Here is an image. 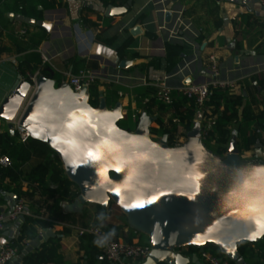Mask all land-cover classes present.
Segmentation results:
<instances>
[{
  "label": "water",
  "instance_id": "obj_1",
  "mask_svg": "<svg viewBox=\"0 0 264 264\" xmlns=\"http://www.w3.org/2000/svg\"><path fill=\"white\" fill-rule=\"evenodd\" d=\"M131 4L132 0L124 6L111 4L106 16L126 13ZM8 16L48 32L53 29V24L43 19L13 12ZM171 19L168 11L165 20ZM140 31L137 26L132 32ZM132 63L122 60L118 67L128 68ZM32 88L31 81L19 74L0 102V117L14 134L12 120L24 107L21 124L32 138L56 152L66 175L79 187L75 201L63 204L68 211L80 212L87 203L103 207L116 203L130 226L150 238L152 250L141 264H205L197 253L188 256L179 248L209 242L236 264L246 263L238 243L264 235V160L242 158L235 136L224 156L213 153L203 142L200 112L186 141L171 146L168 133L157 140L151 137L157 116L145 110L134 130L122 128V102L110 107L103 91L95 107L89 102L88 86L75 91L68 81L58 84L56 79L39 74ZM19 220L25 221L26 215ZM50 235L55 236L52 228H44L9 264H22Z\"/></svg>",
  "mask_w": 264,
  "mask_h": 264
},
{
  "label": "crops",
  "instance_id": "obj_2",
  "mask_svg": "<svg viewBox=\"0 0 264 264\" xmlns=\"http://www.w3.org/2000/svg\"><path fill=\"white\" fill-rule=\"evenodd\" d=\"M46 1L53 3L54 6L43 9L39 4L38 9L43 11L39 19L52 23L53 29L51 32L47 31V38L37 49L40 53L48 54L50 60L46 64L64 76L63 81L67 79V73H75L81 68H91L100 72L101 76L97 80L100 82V90L108 95L110 107L118 101L122 102L124 117L131 113L132 118L136 119L143 110L139 105L141 98L134 92V88L142 86V80L148 76L150 69L159 74L171 75L168 83L176 87L183 78V75L177 74L178 66L184 59L194 58L195 54H198L199 58L185 75L198 82L209 80L211 74L208 65L211 63L210 56L213 55L220 67L221 77L237 81L235 94H242L247 106L255 114L264 111V6L259 2L255 3L252 0L244 4L227 0L170 1L171 8L184 9L186 20L192 24L193 31L196 32V36L187 34L189 42L180 43L168 41L166 33L159 31L158 26L163 21V16L152 0H132L126 13L112 17L106 16L107 7L111 4L124 6L128 0ZM10 3L12 4L13 0H10ZM31 10L34 15H38L37 11ZM9 12L22 14L8 11L5 17L0 18L1 39L8 46H11L10 37L17 29L27 27L28 33L24 37H27L26 39H29L31 34L40 32L37 26L29 27L28 24L11 20ZM28 17L39 20L34 16ZM137 26L141 31L134 34L132 31ZM77 30L80 35L89 30L95 32V37L85 54L78 50L75 36ZM168 44H179L184 47L183 59L173 70H169L165 60ZM24 54L11 51L0 57V102L7 96L19 74L25 77L18 68V61ZM74 57L82 60L76 70L71 61ZM156 59H159L157 65L152 63ZM122 60H132L133 63L128 68H119L118 64ZM119 74L124 77L121 83H115L119 86L117 98L114 88L110 89L111 85H108L112 83L108 78L113 79L114 75ZM150 82L154 84L149 85L155 86V81ZM120 92L124 95L121 96ZM143 102L145 103V100ZM151 115H160L168 122L172 116V109L161 111L155 106ZM5 127H8L7 121L0 117V129L4 130ZM181 129L182 126H179V131H182ZM249 134L257 135L258 139L249 149L241 146V157L264 160V127L259 126L256 121L252 124ZM36 162L38 158H33L23 166V169L29 170ZM5 182L9 180L6 179ZM22 186L24 191L33 190V186L27 181H24ZM14 187L15 184H12L10 189L0 192V212L8 213L15 201L22 198L26 203V217L37 216L35 211L39 209L45 197L39 191L33 197L27 195L20 197L13 190ZM72 189L76 191L78 188L73 185ZM53 200L51 198L49 202ZM40 213L41 218L51 220L45 208H42ZM50 222L52 223L50 226H38V230L41 232L44 228H52L55 236H48L40 246L54 238L59 239L61 257L57 261L58 264H113L104 256L101 244L92 235L80 236L78 227L112 226L109 237L111 239L127 242L143 239V234L130 226L121 208L114 202H110L107 207L87 203L82 211L74 213L63 211L62 219ZM23 224L24 221L19 219L8 220L1 234V243L15 246ZM28 243L29 240L25 247Z\"/></svg>",
  "mask_w": 264,
  "mask_h": 264
},
{
  "label": "trees",
  "instance_id": "obj_3",
  "mask_svg": "<svg viewBox=\"0 0 264 264\" xmlns=\"http://www.w3.org/2000/svg\"><path fill=\"white\" fill-rule=\"evenodd\" d=\"M39 4L43 6V9L54 6L53 3H48L46 0H13L12 4L10 0H0V18L2 16L5 17L8 11H14L22 13L25 16H34L39 19L43 12L38 9ZM31 9L37 11L38 15H34ZM27 26L31 27L30 25ZM37 28L40 29V32L31 34L29 39H26L27 37L20 38L14 32L10 37L11 46L3 42L0 33V57L4 53L11 51L25 53L18 61V68L22 74L25 75L26 79L31 81L30 75L39 72V74H44L47 77L56 79L58 84H60L65 77L53 71L48 64L42 63V54L37 49L42 41L47 38L48 33L40 26H37ZM183 48L184 47L179 44H168V52L165 60L169 70H173L183 59ZM71 61L74 64V70L82 63V60L78 57L71 58ZM158 62L159 59H156V61L152 63L157 65L159 64ZM99 85L100 82L96 81L90 87L91 96L89 102L95 107L99 105L100 93L102 91ZM108 85H111L110 89L114 88V93L116 97L119 98V86L113 82ZM134 92L141 98L139 101L140 107H143V110L147 111L149 114H152L153 107L155 106H158L161 111L172 109V116L168 122L159 115L156 119L159 127H151V133L160 136L164 133H168L169 144L171 146L175 144L174 140L176 135L181 133L187 136V132L194 126L198 114L202 112L203 116H205L208 109L212 114H217L218 116L208 134L205 135L203 133V142L209 150L220 156H224L227 153L230 140L233 136L237 138V144L240 150L242 145L245 149H249L258 139L257 135L249 134L252 124L257 121L259 126L264 127V111L255 114L247 106L245 102L246 99L242 94H232L228 90L213 88L203 107H200L194 99L190 100L180 92L175 91L172 93L173 103H164L157 99V87L153 85L137 86L134 88ZM106 97L108 100V95H106ZM147 98L148 101L144 103L143 101ZM138 115L139 116L135 119V125L124 126L122 121H120L121 119L119 120V125L127 130H134L140 117V114ZM125 118H132V114L130 113L122 119ZM202 125L204 128V120L202 121ZM179 126H182V131H179ZM233 127L236 129L234 128V130ZM5 154L10 156L12 164L7 167L0 164V192L10 189L11 185L15 184L13 190L20 197L24 195L33 197L37 191L45 197L40 203L39 209L35 211L37 216H27L22 225L20 236L15 244L19 252H21L25 248L28 240H33L38 236V226H50L52 224L50 222L51 220L62 219L63 211L74 213L68 211L63 204L65 202H74L80 191L78 185L71 181L66 175L63 164L56 152L41 140L31 137L27 142L23 143L19 140L17 133L12 134L10 129L5 127L4 130L0 129V157ZM33 158H38V162L29 170H24L23 166ZM6 179H8L9 182L6 183ZM24 181L30 183L31 186H33V190L24 191L22 186ZM73 185L78 188L76 191L72 189ZM51 198L54 199L53 202H49ZM98 205L101 207L100 204ZM42 208H45L49 213L50 221L40 217ZM124 216L126 217L125 214ZM115 228L116 227H114V229ZM104 229L110 237L112 226L105 227ZM136 232L141 233L139 231ZM140 243H150V238L148 237V241L142 239ZM185 247L186 249L179 248V250L188 256H192L194 253L200 256L201 252L206 249H210L218 256H226L220 251L216 244L211 242L203 246L188 245ZM60 249V240L54 238L27 254L22 264H58L57 261L61 257ZM238 249L245 259V264H264V235L255 241L243 240L239 242ZM229 261L230 264H236V261L230 258ZM158 264L166 263L160 262Z\"/></svg>",
  "mask_w": 264,
  "mask_h": 264
},
{
  "label": "built area",
  "instance_id": "obj_4",
  "mask_svg": "<svg viewBox=\"0 0 264 264\" xmlns=\"http://www.w3.org/2000/svg\"><path fill=\"white\" fill-rule=\"evenodd\" d=\"M172 0H152L153 4L156 6L158 11L163 16V21L159 24L158 29L161 32L166 33L168 41H178V42H189L187 34L191 33L196 36V32L193 31L192 24L186 20L184 9H173L170 7L169 2ZM258 2L264 6V0H258ZM171 11L172 19L171 22L165 20V14ZM27 27H22L15 31V34L20 38H23L27 35ZM78 50L80 53L85 54L89 50L90 43L95 37V32L89 30L87 33L80 35L79 30L75 33ZM42 63L46 64L49 62V56L45 52H42ZM198 54H195L194 58L191 60H185L181 65L178 66L177 74L183 75L181 83L174 87L169 85L168 79L171 75L168 74H159L154 72L153 69H150L147 77L143 78L142 85H149L155 81V87H157L156 97L158 100L171 104L173 103L172 93L176 90L180 92L183 96L187 97L190 100H195L200 107L205 105L206 100L208 99L213 88H220L228 90L230 93L235 94L237 90V81L235 79H224L221 77V70L217 63L216 57L211 55V63L208 65V70L211 74L209 80L203 82L194 81L191 79L190 82H186L191 76L185 75L186 72L191 70V65L198 60ZM39 72L30 75L32 89L36 85ZM101 76V73L91 69V68H81L77 72L67 73V79L72 88L75 91H80L84 86L90 87L94 84ZM123 75H114V78H108L110 82L121 83ZM154 84V83H153ZM120 95H124L123 92H120ZM148 101V98L145 102ZM24 107L20 109L17 115L12 120L14 124L15 133L18 134L19 140L23 143L27 142L31 138L30 131L21 124V117L23 114ZM217 114H212L208 109L207 114L203 116L205 121V126L203 128V133L205 135L212 129V126L215 124L217 119ZM8 124V122H7ZM181 133H178L175 137L174 146L180 145L184 142ZM204 137V136H203ZM0 164L7 167L11 166L12 159L9 155H2L0 157ZM26 212V203L24 199L20 198L15 201L12 209L8 212H0V264H9L19 255V249L16 246L9 244L1 243V234L5 228V224L8 220L15 221L20 218L22 214ZM78 234L80 236L92 235L97 242L101 244L104 256L106 259L113 264H137L142 263L150 254L152 247L150 243L144 244L140 241L127 242L120 241L116 239H111L106 233V230L100 225H91L88 227H78ZM205 264H230L229 258L227 256L221 257L214 254L210 249L203 250L199 256Z\"/></svg>",
  "mask_w": 264,
  "mask_h": 264
},
{
  "label": "rangeland",
  "instance_id": "obj_5",
  "mask_svg": "<svg viewBox=\"0 0 264 264\" xmlns=\"http://www.w3.org/2000/svg\"><path fill=\"white\" fill-rule=\"evenodd\" d=\"M109 98V97H108ZM110 102V101H109ZM111 103V102H110ZM120 121H122V124L124 125V126H126V125H128V126H133V125H135V123H136V120L135 119H133V118H125V119H121ZM157 122L155 121V122H153L152 123V125H151V127L152 128H157ZM159 125V124H158ZM181 130H183V129H181ZM151 137L153 138V139H159L161 136L160 135H157V134H155V133H151ZM183 140L184 141H186V136L185 137H183ZM143 239L145 240V241H148V237H147V235H144L143 234ZM182 249H186V247H183ZM201 251V250H200ZM199 254H200V252H199ZM203 261V260H202Z\"/></svg>",
  "mask_w": 264,
  "mask_h": 264
},
{
  "label": "snow or ice",
  "instance_id": "obj_6",
  "mask_svg": "<svg viewBox=\"0 0 264 264\" xmlns=\"http://www.w3.org/2000/svg\"><path fill=\"white\" fill-rule=\"evenodd\" d=\"M89 155H92V153H89ZM120 170L119 169H117L116 170V172H119ZM118 191V190H117ZM155 199V198H154ZM140 207H143V205H139ZM253 238H255V237H253Z\"/></svg>",
  "mask_w": 264,
  "mask_h": 264
}]
</instances>
